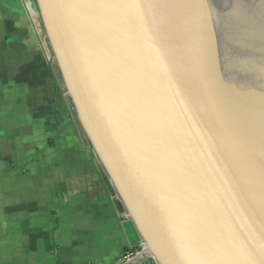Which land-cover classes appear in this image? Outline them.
<instances>
[{
	"label": "water",
	"instance_id": "obj_1",
	"mask_svg": "<svg viewBox=\"0 0 264 264\" xmlns=\"http://www.w3.org/2000/svg\"><path fill=\"white\" fill-rule=\"evenodd\" d=\"M256 1L31 0L140 254L160 264H264V64L236 18Z\"/></svg>",
	"mask_w": 264,
	"mask_h": 264
},
{
	"label": "crops",
	"instance_id": "obj_2",
	"mask_svg": "<svg viewBox=\"0 0 264 264\" xmlns=\"http://www.w3.org/2000/svg\"><path fill=\"white\" fill-rule=\"evenodd\" d=\"M30 4L0 0V264H121L139 236L56 99Z\"/></svg>",
	"mask_w": 264,
	"mask_h": 264
},
{
	"label": "bare ground",
	"instance_id": "obj_3",
	"mask_svg": "<svg viewBox=\"0 0 264 264\" xmlns=\"http://www.w3.org/2000/svg\"><path fill=\"white\" fill-rule=\"evenodd\" d=\"M256 2L258 3L257 6L251 4L246 11H242L243 18L236 17L239 23L237 28L241 32H245L254 41V49L260 52V59L264 64V2ZM234 14L235 16L240 15Z\"/></svg>",
	"mask_w": 264,
	"mask_h": 264
},
{
	"label": "rangeland",
	"instance_id": "obj_4",
	"mask_svg": "<svg viewBox=\"0 0 264 264\" xmlns=\"http://www.w3.org/2000/svg\"><path fill=\"white\" fill-rule=\"evenodd\" d=\"M51 64H52V67H54V70H55L54 71L55 72L54 73V81H55V84H56V99H60V102L63 104L62 109H65V110H67L70 113V117H71L70 120H71L72 126L74 127V129L76 127L77 132L78 133H81L82 137L87 142L88 140L86 139V137H84V135H83V133L81 131V127L79 125V122H78V119H77L75 110H74L73 105L71 103V100L66 95V90L64 88V84H63V81H62V78H61V74H60V71H59V67H58L57 63L54 61L53 58H52ZM118 209L123 211V217H122V219L124 218L123 220L125 221V223H130L131 221H130L129 218L126 217V215H125V212L126 211H125V209H124V207H123V205H122L121 202L118 205ZM132 226H133V224H132ZM133 228H134V226H133ZM138 240L140 242H142L140 238Z\"/></svg>",
	"mask_w": 264,
	"mask_h": 264
},
{
	"label": "built area",
	"instance_id": "obj_5",
	"mask_svg": "<svg viewBox=\"0 0 264 264\" xmlns=\"http://www.w3.org/2000/svg\"><path fill=\"white\" fill-rule=\"evenodd\" d=\"M140 249L135 251H129L126 253L125 260L121 264H160V262L151 254H140Z\"/></svg>",
	"mask_w": 264,
	"mask_h": 264
},
{
	"label": "trees",
	"instance_id": "obj_6",
	"mask_svg": "<svg viewBox=\"0 0 264 264\" xmlns=\"http://www.w3.org/2000/svg\"><path fill=\"white\" fill-rule=\"evenodd\" d=\"M104 172H105V171H104ZM107 181H108V184H109V186H110V189H113V190H114V187H113L111 181L109 180V178H107ZM114 191H115V190H114ZM118 203H119V198H117V200L115 201V205L117 206Z\"/></svg>",
	"mask_w": 264,
	"mask_h": 264
}]
</instances>
